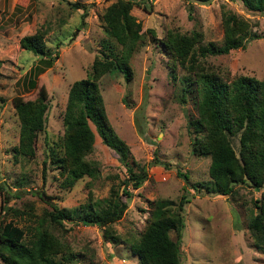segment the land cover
I'll list each match as a JSON object with an SVG mask.
<instances>
[{"label": "rangeland", "instance_id": "obj_1", "mask_svg": "<svg viewBox=\"0 0 264 264\" xmlns=\"http://www.w3.org/2000/svg\"><path fill=\"white\" fill-rule=\"evenodd\" d=\"M112 1L0 0V219H10L25 228L32 226L34 231L49 219L50 205L44 202L47 195L70 215L62 225L51 227L74 257L67 261L57 253V264H139L128 243L107 241L101 227L84 224L79 218L90 208L104 206L112 187L126 207L110 226L119 234H136L145 223L153 199H167L173 207L183 193L188 201L181 210L180 264H264V247L256 243L247 225L249 213L257 210L262 188L253 190L238 182L229 194L197 193L189 184L209 179V156L193 151L191 143L196 133L186 124L187 117L197 114V85L192 73L180 64L176 63L171 74L161 44L169 30L200 32L195 50L208 43L222 44L223 5L256 21L245 34L242 48L206 54L204 63L227 69L231 75L263 79L264 9L249 11L235 0H138L132 4L128 13L138 21L137 32L142 37L127 56L130 78L125 80L113 69L99 77L98 86L113 132L128 146L134 168L144 165L146 178L137 188L127 185L128 196L121 194L124 166L91 126L92 148L86 157L95 162L97 173L63 185V174L49 160L48 150L61 149V118L69 84L85 76L93 59L105 51L102 40L109 36L102 16ZM33 32L42 34L45 51L55 50L56 56L36 76L32 88L22 89L19 82L36 55L20 47L18 40ZM114 48L123 47L115 43ZM39 95L47 105L44 130L35 140L32 155L16 153L19 122L15 104ZM230 142L237 152V135L230 136ZM154 148L167 166L151 163ZM177 170L186 173L187 183ZM2 186L9 192L6 200ZM34 190L44 196H37ZM169 234L174 238L173 231Z\"/></svg>", "mask_w": 264, "mask_h": 264}, {"label": "trees", "instance_id": "obj_2", "mask_svg": "<svg viewBox=\"0 0 264 264\" xmlns=\"http://www.w3.org/2000/svg\"><path fill=\"white\" fill-rule=\"evenodd\" d=\"M194 1L205 3L210 0ZM235 1L249 11L264 9V0ZM137 3L138 0H115L105 7L102 18L109 36L102 40L105 51L100 58L93 59L85 76L69 84L61 118V149L59 152L54 148L48 150L49 160L60 167L63 185L69 186L83 175L94 177L97 173L95 162L86 157L92 148L94 134L91 126L101 142L116 153L117 160L124 166L126 175L120 180L121 194L128 196L126 186L137 188L146 178L144 165L138 164L134 168L129 161L128 146L113 132L105 115L98 86L99 77L113 69L120 71L125 80L130 78L127 56L140 44L142 34L137 32L139 23L128 13V9ZM220 21L224 38L220 45L208 43L199 45L195 50L194 45L201 39V33L195 30L187 33L169 30L161 44L171 74L176 63L180 64L192 73L193 82L197 85V114L195 117H187L186 124L196 133L191 143L193 151L209 156V179L191 182L190 186L197 193L204 191L217 194H229L233 184L238 182L245 183L253 190L262 188L260 200L255 205L257 210L249 213L247 225L256 243L264 247V78L246 74L231 75L227 69H215L204 63L206 54L226 53L230 48H242L247 40L244 36L256 20L222 5ZM115 43L123 48L116 50ZM18 44L36 55L35 61L19 82L22 89H30L34 86L36 76L52 64L56 52L45 51L40 32L22 35ZM198 55L201 58H197ZM14 108L19 122L14 151L32 155L35 140L44 130L46 102L39 95L17 102ZM232 135L238 138L237 152L230 142ZM41 162L45 164V157ZM151 163L168 165L167 161L156 156L155 148ZM176 172L187 183L186 173L179 170ZM2 189L6 200L8 189L3 186ZM111 191L105 205L86 210L79 218L80 222L101 227L103 238L109 242L128 243L130 253L136 256L139 264H180L178 242L183 227L181 210L188 201L187 196L180 194L173 207L167 199H153L142 228L136 234H119L113 230L110 222L121 216L126 202L118 197L117 189L111 187ZM32 192L37 196L41 194V198L44 196L42 191ZM46 197L44 202L50 205L49 219L34 231L32 226L25 228L10 219H0L2 264H57L58 259L54 258L57 253L67 261L74 258L51 229L55 225H62V220L70 215L50 196ZM170 231L174 232L175 239L170 237Z\"/></svg>", "mask_w": 264, "mask_h": 264}]
</instances>
